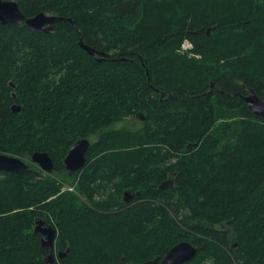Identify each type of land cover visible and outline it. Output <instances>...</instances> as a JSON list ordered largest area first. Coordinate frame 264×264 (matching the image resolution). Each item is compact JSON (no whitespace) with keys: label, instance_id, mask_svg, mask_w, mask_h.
Returning a JSON list of instances; mask_svg holds the SVG:
<instances>
[{"label":"trees","instance_id":"16d2710c","mask_svg":"<svg viewBox=\"0 0 264 264\" xmlns=\"http://www.w3.org/2000/svg\"><path fill=\"white\" fill-rule=\"evenodd\" d=\"M13 1L59 20L0 26V153H46L53 172H0V264H46L39 220L53 264H142L181 242L184 264H264V119L244 102L264 101V0Z\"/></svg>","mask_w":264,"mask_h":264},{"label":"water","instance_id":"95a60500","mask_svg":"<svg viewBox=\"0 0 264 264\" xmlns=\"http://www.w3.org/2000/svg\"><path fill=\"white\" fill-rule=\"evenodd\" d=\"M58 20L59 18L56 16L53 17L44 13H39L33 17L26 18L19 11L15 1L0 0V26L17 28L20 24H24L28 30H31L32 32L52 34L54 32L53 24ZM80 47L98 62L110 57V55H106V53L97 52L95 50L93 51V49L82 44H80ZM244 102L253 116L264 119V101L261 100L253 90L247 89V95L244 97ZM19 109L20 108L17 106L12 107L14 113H19ZM89 146L90 143L86 139H80L71 146L63 161L66 171L75 172L82 169L86 162L85 154L87 153ZM30 160L31 161L27 163V161H23L20 158L0 153V172L11 175L22 174L31 179L42 178L45 174H52L53 164L46 153H35ZM31 166L35 167L37 170L32 169ZM165 188L166 184H163L161 189ZM124 195V201L128 202L130 200L129 194L125 193ZM35 224L33 232L36 236H39L41 247L48 253L44 263L53 264L55 260L53 247L57 235L56 230L41 220L36 221ZM195 255L196 249L193 246L189 243L181 242L171 248L161 260L153 259L152 261L142 264H184L192 260ZM58 257L62 258L63 254H58Z\"/></svg>","mask_w":264,"mask_h":264},{"label":"rangeland","instance_id":"374dc122","mask_svg":"<svg viewBox=\"0 0 264 264\" xmlns=\"http://www.w3.org/2000/svg\"><path fill=\"white\" fill-rule=\"evenodd\" d=\"M189 48H190V46H189L188 43H184V44H183V47H182L183 50H188ZM28 162H29V161H27V163H28ZM31 168L34 169V170H37V169H36L35 167H33V166H31ZM68 190L71 191L72 189H71V188H68ZM54 255H55V254H54Z\"/></svg>","mask_w":264,"mask_h":264},{"label":"flooded vegetation","instance_id":"af4514ba","mask_svg":"<svg viewBox=\"0 0 264 264\" xmlns=\"http://www.w3.org/2000/svg\"><path fill=\"white\" fill-rule=\"evenodd\" d=\"M53 255H54V253H53ZM55 256V255H54Z\"/></svg>","mask_w":264,"mask_h":264},{"label":"built area","instance_id":"2783aa9c","mask_svg":"<svg viewBox=\"0 0 264 264\" xmlns=\"http://www.w3.org/2000/svg\"><path fill=\"white\" fill-rule=\"evenodd\" d=\"M190 46V45H189Z\"/></svg>","mask_w":264,"mask_h":264}]
</instances>
